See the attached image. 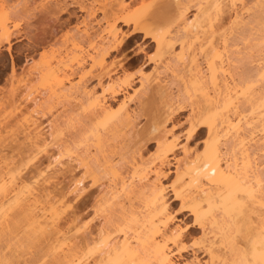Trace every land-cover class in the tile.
I'll use <instances>...</instances> for the list:
<instances>
[{
  "label": "bare ground",
  "instance_id": "6f19581e",
  "mask_svg": "<svg viewBox=\"0 0 264 264\" xmlns=\"http://www.w3.org/2000/svg\"><path fill=\"white\" fill-rule=\"evenodd\" d=\"M106 1L108 2L106 3ZM125 1L105 0V3L103 2L104 4L96 9L102 17L101 20H96L95 23L97 26L101 22L104 25L101 27L100 35L98 33V35H93L94 37H92L86 32L69 36L72 41L71 49L77 48V41L82 39L87 40L90 44L92 53L88 55L90 64L86 70L83 68L85 64H81L76 69L63 70L61 72L53 71L46 67L35 73L39 80L48 85L49 93L47 99L55 98V96L56 98H59L58 96L60 98L63 96L62 98L64 99L69 98L70 101H66L68 103L73 102L75 104L74 107H83L85 105L90 110V116L80 122L67 120V124H70L68 128H73L70 129L71 132L69 130L68 135L63 136V133H65V128L63 127L66 126L64 124L66 122L61 120V115L48 120V123H45L46 126H43L40 118L44 111L42 110V112L41 108L49 100L43 99V97H32L31 94L27 97L25 96L24 99L27 103L23 104V109L19 108V105V107L17 106L16 110L20 117L19 119L16 118L15 121L18 120L14 123L15 127L18 128L19 134H22L21 139L24 142L22 144L24 147H21L26 157L32 160L39 154L49 155V150H53V152L51 151L52 154L50 153L51 155L48 156L49 160H47L49 162L47 166L45 165L44 170H37L35 176H41L43 172L56 166H58L59 170L64 164H62V158H67V160L71 161L70 163H74V167L82 169L81 175L73 180L72 188L69 186L68 189V192L72 195L73 210L75 212L78 211L79 205L83 200L81 196L84 193L87 198L91 196V191L86 190L83 180L90 177L91 185H95L101 178L108 176L109 182L106 185L100 184L98 186L103 188L97 189L99 190L96 193L98 197L93 196V211L95 209L93 216L95 215L96 219H100L98 226H94L93 231L89 230L86 234L78 236L79 230L86 225L78 226V223L75 224L76 222L74 221L76 219H74L75 223L73 224L75 225L72 224L73 226L70 225L72 227H65L66 229H64L59 224V209L62 210L60 208V200L65 193L62 194L60 192L59 198H56L55 195L53 196L52 191L48 189L52 179L49 177L51 175L41 176V184L39 185L38 182L27 183L22 179L20 169L13 165L12 158L9 159V156L6 157V155L1 154L2 148L6 146V139L11 138L12 134L8 135L9 133H1L0 131V241L2 242L8 236H14L12 235L13 227L19 220L18 218L21 217L20 221L23 218L24 220L22 221H26V225H29L31 229L32 234L29 229L25 232V235H31L26 237H29V239L31 237L34 239L36 237L37 239L38 237L43 238L44 241L46 240L45 242L42 240V242L43 244L46 243L45 249H47L48 253L45 254H48L46 257H51V260L48 259L51 264H174V255H180L183 251L190 249L186 245L185 237L181 232L183 229L172 224L173 216L165 199V186L160 183V177L164 175L161 167L168 163V160L175 158L173 156L175 155V149L182 147V145H178L176 139H170L166 132H160L162 133L161 135L158 134L160 131L156 128L159 125L158 123L156 126L155 123L152 124L153 133L156 131L159 135H155L158 136V139L155 143L156 149L153 155L149 154V156L145 157L138 149V152H135L136 150L131 152L132 150L130 149L131 151H129L132 154L129 153L130 155L127 156L126 154L128 153L123 154L125 152L123 151L121 154L120 148L117 149V147L118 153L114 145V142H117L115 141L118 138L117 136H120L122 131L124 133L125 128L127 129L128 126L129 128L131 126L132 118L125 107V104L127 105L126 101L130 100V98L122 99L123 101H121L119 106L121 113L117 114V112V115L109 114L111 106L105 103L106 97L114 100L116 95L122 90L116 88L118 82L112 79V76L116 73L115 66H117V62L112 61L106 64L105 58L119 52L128 41L140 34L143 41L148 39L155 45L159 62L157 64L168 66V62L173 61L175 58L183 61L182 68L178 67L180 69H177V72L174 70L176 73L171 70L175 75L171 73L173 78L171 79V84L170 81L166 83L168 87L163 85L165 83H162V79L160 80L158 75L152 76V73L150 76L148 75L149 77L141 76L143 80H140L143 82L140 85L143 91L151 87V84L155 85L151 89L153 91L156 90L154 93L158 95L159 100L163 101L164 99L163 106L166 111L164 110L163 112L167 116L168 113H171L169 110L171 111L172 107L169 99L171 97V93H169L171 85L175 82H180L182 90H191L194 96H192L194 98H192V101H194L191 103L192 105L194 104V108H192L190 113L191 118L194 119L191 121L192 123L195 121V124H190L191 121L189 120V124L192 127L189 129L190 131L188 130L186 139L200 134L201 128L206 130V138L203 141L204 146L200 152H196L194 157L190 158V155L185 154L187 150H185L186 147L184 148V145L182 148L180 147L184 150L182 152L184 154L182 155L183 161H178L179 164L176 162L175 178L168 185L173 200L179 202L180 210L187 212V215L192 217L195 227L201 231L200 238L196 242L191 243V247H195L197 249L195 251L203 255L205 258L203 264H264V188H262L264 179L261 178L262 175L257 172L256 168H253L256 165L250 163L252 161H249L251 159L245 153L247 149H243L251 140L256 139V134V137L260 136L256 142H260L259 145L264 146V118H261L264 117V114H262L264 112V94H260L261 90L257 91L259 87H256L258 85L256 82L264 80V52L263 54L262 52L259 53L262 57L257 56V59L260 58L258 60L259 63L257 67L255 66L256 69L252 70L256 71L255 75L261 80L258 79L257 81L253 75L247 76L248 74L246 75L243 70L241 71L242 74L236 73L237 78H235V68L231 64L234 60H231L234 53L231 54L232 57H228L227 54L232 52L229 44L232 43V40L233 43L236 42V39H233L235 37L233 34L234 37L232 39L229 38L230 43L227 44L226 40L228 39H225L223 34L226 32L223 28H226L227 25V21L224 19L225 16L226 19L230 18L231 24L241 25V28L239 27L241 34H237L243 35L245 31V34H248L250 29L252 32L253 28L249 24L252 23L251 25L253 26L254 23L251 22V19H249L251 20L249 23L244 22L245 18L243 19L242 17V14L245 13L244 11L251 10L247 8H252V6L244 10L246 7L244 6L243 8L242 6L246 3L244 0H240L243 4H240L239 0H198L197 12L194 18L189 20L185 16L187 8L184 5V0L162 2L165 3L164 6L169 2L168 5L170 4L173 7L169 9L168 6V10L173 9L170 12L172 13L171 17H165L167 9L165 10L164 8V13L161 12L163 6L159 12L162 3H159L160 6L156 7L158 10L156 14H144L141 17L126 15L127 5H123ZM133 1L130 0L129 4ZM236 2L242 7L239 8ZM94 3L92 1L91 4L86 5L82 3V0H54L45 8L47 10L44 12L47 15L45 18L54 22L55 26L51 25L48 31H42L40 41H45L46 35L48 37L53 36L56 29L61 26L56 12H68L67 5H76L79 11L85 13V20L89 21L96 11ZM255 3L261 4L264 9V0H254L250 5ZM257 4L255 5L257 6ZM247 5L249 4L247 3ZM259 5L258 9L262 11L263 9ZM256 6L253 7L256 9ZM32 8H29V10L33 11L34 9ZM254 8L252 10H255ZM252 10L250 11L251 13ZM259 10L256 12L262 13ZM256 12L255 14L259 19V15ZM251 15L253 16L254 14L252 13ZM23 17H30L28 10L14 11L11 12L10 17L0 19V47L6 46V51L11 50L12 38L22 36L14 31L11 24ZM169 17L171 19L169 28L162 30L160 27ZM254 18L257 20L255 16ZM261 19L262 17L259 20ZM255 20L254 22H256ZM118 23L128 28V30L126 29L127 32H123L117 26ZM223 24H226L225 27ZM262 24L264 25V22ZM237 27L235 26V28ZM246 27H250V29H245ZM199 33H203V37L200 40L198 39L197 50L205 62L204 72H201L197 66L192 65L195 59L192 50V53L187 54H185L186 51L184 53V50L180 51L179 56L173 52V47L176 43L181 46L180 50L185 49L184 44L187 42V38L192 35L197 36ZM250 34L253 35L252 33ZM231 35L229 36L231 37ZM258 35L260 36V34ZM227 36L225 37L227 38ZM97 37L103 38L96 42ZM263 37L261 38L264 39ZM261 38L259 40L256 38L258 42L260 41L259 43L262 41ZM251 39H254V37ZM233 45H231L232 48ZM243 51H245L244 48L241 52ZM238 53L239 49L236 54L238 55ZM234 56L236 57V55ZM249 57L251 59V56ZM239 64L241 65V63ZM235 66L237 67V62ZM161 67L160 65H155L153 71L158 73ZM73 75L77 76L76 81L72 79ZM90 79L96 81L99 92L94 90L95 88L87 90L86 83ZM128 86L129 84L125 85V87ZM255 87L256 90H254ZM239 96L243 97V99L241 97L242 101L241 99L239 101ZM175 109L178 112L182 111V105H178ZM257 110H261L262 113L258 112L259 118L257 117L256 119L255 117L256 120L252 119L254 117L251 114ZM246 113H250V116ZM260 114L263 116H260ZM162 115L164 116V113ZM247 116L251 119L247 118ZM93 121H97L95 124L101 126L99 130L92 127ZM72 122H76L75 126ZM4 128L2 131H4ZM88 135H91V139L88 138ZM225 137L229 138L227 143L226 141L224 142L231 147V152L233 151L232 148L235 149L236 147L242 150L240 155H238L240 156L238 165L232 157L231 160L233 159V162H231L230 158H226V151L224 153L226 160L223 158L224 154L220 147L224 142L222 141L223 143L220 145V140L223 138L227 140ZM87 140L91 141V144L87 145L85 143ZM256 142L254 141V143ZM129 151L127 150L126 152ZM116 155H118L119 159L114 162L113 157ZM232 155L234 154L231 153ZM127 159L128 161L124 162ZM176 160L178 159L176 158ZM66 165L68 164L63 167L66 168ZM125 166L130 169V171L127 169V173L130 172L127 176L121 170L123 167L124 170ZM63 167L60 172L63 171ZM66 169L63 172L67 171ZM55 170H57V167L56 169L54 168ZM58 172L56 171V173ZM54 173H52V177ZM76 217L78 218V216ZM234 234L237 235L234 236ZM238 235L240 241L236 242L238 241L236 237ZM234 238H236V241Z\"/></svg>",
  "mask_w": 264,
  "mask_h": 264
},
{
  "label": "rangeland",
  "instance_id": "374dc122",
  "mask_svg": "<svg viewBox=\"0 0 264 264\" xmlns=\"http://www.w3.org/2000/svg\"><path fill=\"white\" fill-rule=\"evenodd\" d=\"M53 1L54 0H0V19L1 18H4V19L8 18V17H10L11 12L21 11V10H28V15H30V17H28V18L23 17L22 19L19 18L15 22H12L11 25H12L14 31L16 33H19V35H22V36L11 39V42H12L11 43V50L6 51V46L0 47V131H1V133L2 132L6 133V134L9 133L8 135L12 134L11 138H9L8 140L6 139V141H5L6 146L2 148L1 154L6 155V157L9 156L8 157L9 159L12 158L13 165H16L20 169V174H21L20 176L27 183H30V182L34 183V181H35V182H38V185H39V184H41V176L46 177V176L51 175L49 177H51L52 179L50 180V184H49L48 189L52 191L53 196L55 195L56 198H59V194L65 193L64 197L61 198V200H60V206H61L60 208H62V210L59 209L60 210L59 224L64 229H66L65 227L70 228L77 223H78V226L79 225L83 226V224L86 225V226H84V228L79 230V232H78L79 234H77V235L80 236L82 234L84 235V233L86 234L89 230L93 231L94 228L96 226H98V224H99L100 219H96L94 217L95 215L93 216V213L95 211V209L93 211V208H94L93 207V199L95 196L98 197V195L96 193H98L100 188L103 189L102 187H98V186L100 184L106 185V183L109 182L108 176H106L105 178H101V180H99V182H97L95 185H91V178L90 177L85 178V180H83L84 187L86 188L87 191H89V192L91 191V196H90V198H87L86 196H84L85 195V193H84V195L81 196V198L83 200L81 201V203L79 205V209L77 212H75L73 210L74 204L72 201V195L68 192L69 191L68 189H69V186L72 188L73 180L75 178H78L81 175L82 169L74 167V163L73 162L70 163L71 161L67 160V158H65V159L62 158L61 161H62V164L64 163L63 166H65V164L70 165L69 167H68V165H66L68 167V169H66L67 167L65 168L62 166L63 171L65 169L67 171H65V172L61 171L62 172L61 173L60 169L62 167L59 168V170H58V166H56L57 170H55V171H54V168L56 169V167H53V169L51 168V170L49 169V170H46L45 172H43V174L41 176H38V177L35 176L37 174L36 173L37 170L38 171L44 170V168L47 166V163L49 162L48 156L52 154L53 150H49V153H48L49 155L39 154L32 160L30 158L26 157L25 156L26 154H24V152H23L24 150L22 149V147H24V145H22L24 142L21 139L22 134H19L18 128L15 127V125H14V123L20 117V114L17 112L16 108H18L20 106L19 108L23 109L25 103H27V102H25V99H24L25 96L27 97L28 95H31V94H32L31 95L32 97H36V96L40 97V98L43 97V99L45 98L46 100H49V101L45 102L46 105L44 103V105L41 108V111L42 110L44 111V112L42 111L43 115L40 118V122L43 123V126H46V124L48 123V120H50L52 118L54 119L55 117L57 118L61 115V120L66 122V123H64V124H66V126L63 127V128H65L64 129L65 133H63V136L68 135L69 130L71 128H73V127L68 128V126H70V124H67V120L80 122L81 120L86 119L87 116H90V110H88V108L85 105L83 107L82 106L81 107H74L75 104L73 102H69L70 104L68 103V101H70L69 98L64 99V98H62L63 96L60 98V96L57 95L59 98H56V96H55V98L50 97L51 99H49V98L47 99V96L49 93L48 92L49 91L48 85H46L41 80H39V78L35 76V73L45 69L46 67L52 69L53 71L57 70L59 72H61L63 70L65 71V70H69V69H76L78 67V65H81V64H85V66L83 65L84 66L83 68L85 70L88 68V66L90 64V62L88 61V55H90L92 53V48H91L90 44L88 43L87 40L82 39V40H80L81 42L77 41V43H78L77 48L71 49L72 48V41L69 38V36L71 34H76V33L77 34H83L86 32H88V34L91 35L92 37L98 35V33L100 35V30L102 29L101 27L104 25L102 22L100 25H98V26L96 25L95 21L101 20V17H102L100 12L96 9L100 5L102 6L105 3V0L104 1L103 0H82V3H84L86 5L91 4L92 1L95 2L94 3V9L96 11L94 12L93 17L90 18L89 21L85 20V13L83 11H79V9L76 5H71V6L67 5L68 6L67 11L68 12H56V16L59 17L58 19H59L61 26L56 29L53 36L48 37L46 35L45 39H44L45 41L42 42V41H40L42 31H44V30L48 31L49 26H51V25L55 26L54 22L48 21L49 19L47 20V18H45V17H47V15L44 12L45 10H47L45 8L48 7L50 5V3H52ZM75 1H77V0H75ZM129 1L130 0H126L125 1L126 3L125 2L123 3V5L124 4L127 5L126 10H125L127 12L125 14L130 15L132 17H141L144 14L145 15H149L150 13L156 14L158 11L156 9V7L160 6L159 3L165 2L167 0H134L133 2H130V4H129ZM239 1H237V2H239ZM253 1L254 0H244V2H246L245 5H242L243 8H244V6H246L244 8V10H247V9L252 10V8H254L256 6L255 4H257V3H255L254 5H250L253 3ZM107 2L108 1H106V3ZM168 3L169 2H167V4H166L167 7L164 6L165 3H162V5L159 8V12H160L162 6H163V8H162L163 10H161V12L164 11V8H165V10L167 9L165 11V17L170 16L172 14L170 12L173 10V9L168 10V6H169V9H170V7H172V6H170V4L168 5ZM197 3H198V0H184V5L187 8V11L185 13V16L187 19L191 20L192 18H194L195 14L197 12L196 11L197 10L196 9ZM241 3L243 4V2L240 1V4ZM247 3L249 5H247ZM237 4H238L239 8L242 7V6L241 7L239 6L240 5L239 3H237ZM235 5L236 4H234V6ZM258 5L259 4H257L256 9L254 8L255 10H252V13L254 14L253 16L251 15L252 14L250 12L251 10H248L247 12L244 11L245 13L242 14L243 19L245 18L244 22L249 23V21L252 20L251 22L254 23L253 26L251 25L252 24L251 22H250L251 24H249V26L253 28L252 32L250 31L251 30L250 27H248L250 29V30H248L249 31L248 34H245L246 33V31H245L243 33V35H240L241 31L239 30V27L241 28V25H235L234 24L236 27L238 26L237 28H235L233 23L232 24L230 23V21H229L230 18L227 17L229 19H226V16L224 18L227 21L226 22L227 25L225 24L226 28H223V26L225 27L224 24L222 26L223 30L227 32V34H225L226 32L223 33L224 38L228 39V40H226L227 44L230 43L229 38L232 39V37H234V36L237 37V38L234 37L233 39L234 40L236 39L235 41L238 43H236V42L233 43V40L231 41L232 43H230L231 45L234 44L233 45L234 49L229 44V46H230L229 48L232 49V50L230 49V51H232V52L229 53L228 52L229 48H227L228 49L227 52L229 54L226 53L228 57L234 53L233 58L231 59L232 56L230 57L231 60L234 59L231 62L233 68H235L234 75L236 73L242 74L241 71L243 70L246 73V75L248 74L247 76L253 75V77H256L257 81L259 78L255 75L256 71L254 72L252 70L256 69L257 64L259 63L258 60L260 58L257 59V56L259 55L260 57H262L261 54H259V53L262 52V54H263V52H264V44H263L264 39L261 38L264 36V29L262 30V28H264V25L262 24L264 22L263 21L264 20V17H263V14H264L263 10L264 9L262 8L263 6H261V4H260L259 5V6H261L260 8L263 9L262 11H260L261 9L260 10L258 9ZM32 6H33V8H32ZM250 6H252V8ZM238 7H236V8H238ZM247 7H250V8H247ZM29 8H32L34 10L32 11L30 9L31 10L30 11ZM153 9H155L156 11L155 10L153 11ZM258 10L262 13H257L256 11H258ZM254 11L259 15V19H260V17H262L261 20H259L257 18L258 16L255 14ZM71 13H72V15H71ZM242 13H243V11H242ZM125 14H124V16H125ZM68 16H70V17H68ZM251 16L253 17V19ZM254 16L257 18V20H255ZM170 17L167 18V20L160 27L162 30H166L169 28L170 20H171ZM60 19H61V21H60ZM249 19H251V20H249ZM83 20L85 23L83 22ZM225 20H224V22H225ZM254 20L256 22H254ZM52 23H54V24H52ZM248 23H246V24H248ZM257 23H258V25H257ZM27 24L30 26H28ZM118 24H117V26L120 27L121 30H123V32H125V31L127 32L128 28H125L120 23H118ZM256 25L258 26V28H256L257 27ZM246 26H248V25H246ZM254 26H256V27H254ZM75 28H77V29H75ZM248 28L246 27L245 29H248ZM70 30H72V31H70ZM237 33H240V34H237ZM250 33H252L253 35H251ZM199 34H198L199 36L198 35L197 36L192 35V36H189L187 38V42H185V44H184L185 49L180 50L181 46L179 44L177 45V43H176V45H174V47H173V50H174L173 52L177 53L179 56L180 51L184 50V53L186 51L185 54L192 53V51H193L192 54H194L193 56L195 59H194V63L192 65L197 66V68L200 69L201 72H204L205 71V64H204L205 62L202 59L203 57H201L202 55L199 54V51L197 50L198 41L200 39H202L203 33H199ZM228 34L229 35L232 34L231 37ZM233 34H234V36H233ZM258 34H260V36ZM225 36H227V38ZM239 36H243V37H239ZM196 37H198V38H196ZM253 37L255 40L251 39ZM259 37L262 39L261 43H259L260 41L258 42V40L260 39ZM100 38L102 39L103 37H97V39L95 38L96 39L95 41L98 42ZM256 38H258V40ZM142 39H143L142 35L138 34V36L133 37L130 41H128L127 44L119 52L112 54L111 57L105 58L106 64H109L112 61L117 62V66H115L116 73L112 76V79L114 81L118 82V84L116 85V88L122 90V91H120L119 94L116 95L114 100H112L110 97H106L105 103L107 105L109 104L111 106L110 110H109V114L110 115H117V114L121 113V110L119 107L121 101H123L124 99L126 100V97L130 98V100L128 99V101H126L127 105L125 104V107L130 112V116L132 118L130 125L132 127L130 126V128H129V126H128L127 129L125 128L124 133L122 131L121 132L122 134H120V136L119 135L117 136L118 138L115 139V141H117V142H114L115 149L117 147H118L117 149L120 148L121 149V150L119 149L120 153L122 154V152L125 151V152H123V154L128 153V154H126L127 156L132 154V153H130L131 150H132L131 152H133V150L134 151L136 150L135 152H138V150H139V152L143 156L147 157V156H149V154L153 155V153L156 149L155 143H156V140L158 139L157 138L159 136L158 134L161 135L163 132H166L170 139H172V138L176 139V143L178 145H182V147L184 145V148L186 147L185 150H187L185 154L190 155L191 156L190 158H192L196 155L197 151L200 152V150H202V148L204 146L203 141L206 138V130L204 128H201L202 131L200 134H197L190 139H186L187 133L190 131L189 129H191V127H192V125L190 126V124H193V123L195 124V121L192 123V121L194 119L191 118V113H190L192 108H194V106H193L194 104L193 105L191 104L194 101V100L192 101V98L194 97L192 95L193 92H191V90H182V88H181L182 86L180 85L181 84L180 82H177V83L175 82L174 84H172L171 85L172 91L170 90V92H169V93H171L170 94L171 97L169 99L172 103L171 104L172 105L171 111L169 110V112H171V113L170 114L168 113V115L166 116L165 112H163L164 110L166 111V108L163 106L164 105L163 102H165L164 99H163V101L159 100V97H157L158 95H155V93H154L156 91L155 88H154L155 91H153V89H151V87H153L154 84L153 85L151 84V87H149L150 89L148 88L144 91L140 85L141 82H143V81H141V80H143V79H141V78H143L141 76H144V77L148 76V75L150 76L152 73H153L152 76L158 75L160 80L162 79V83H165L163 85H166V83H169V81L171 84V79L173 78L172 75L177 72V69L182 68V66H183L182 62L183 61L175 58L173 61L168 62L169 63L168 66L164 65L165 66L164 67L163 64H157L159 62L157 60V53L155 50V45L153 43H151L148 39H145V41H143ZM255 42H257L259 44L257 45V43H255ZM252 46H254V47H252ZM261 47H263V48H261ZM235 48H237V49H235ZM243 48L245 49V51H243L245 54L243 52H241V50H243ZM254 48H256V49H254ZM238 49H239V53L240 52L242 53V54L238 53V55H241L243 57L238 56L236 54ZM248 49H250V50H248ZM246 50H248V51H246ZM234 55H236V57ZM255 55H256V57H255ZM249 56H251V59ZM234 57L238 58V59H236L238 61H236ZM240 59H242V60L240 61ZM234 61L237 62L238 68L235 66L236 62L234 63ZM239 63H241V65ZM155 65H157V66L160 65V67L162 66L158 70L159 71L158 73H155L153 71ZM178 67H180V68H178ZM172 68H174V69H172ZM171 70H173V71L175 70L176 72L174 71V73H173V72H171ZM236 70H238V71H236ZM171 73H173V74L171 75ZM235 78H237L236 75H235ZM72 79L74 81H76L77 76L73 75ZM259 80H261V79H259ZM262 81H264V80L256 82L258 84L256 87H259L257 89V91L259 89L261 90L260 94H264L263 93L264 92V84H263L264 82L262 83ZM126 84H129V86L125 87ZM86 85H87V90L88 89L92 90V88L93 89L95 88L94 90H96L98 92L100 91L98 89V86H96V81L94 79H90L89 82L87 81ZM261 86H263V87L261 88ZM154 87H155V85H154ZM256 87L254 88V90H256ZM178 89L180 90V92ZM246 94H247V92H246ZM246 94H243V95H246ZM154 95H155V97H154ZM242 96H239L240 97L239 101H240ZM243 97H245V96H243ZM243 97H242V99H243ZM169 99H167V100H169ZM242 99H241V101H242ZM66 100H68V101H66ZM178 105L179 106L182 105V111L178 112V110L175 109L178 107ZM254 112H253L254 114L253 113L251 114V116L254 117L252 119H255V117L257 119L258 114L262 113L261 110H257ZM162 113H164V116L162 115ZM189 114H190V116H189ZM246 114L249 115L250 113L249 114L246 113ZM255 114H256V116H255ZM262 114H264V112ZM262 114H260V116H263ZM132 115L134 118L132 117ZM249 116H247V118H250ZM16 118H18V119L15 121ZM261 118H264V117H261ZM189 120L190 121L192 120V121L190 122ZM93 122H94V124L92 125V127L99 130L101 128V126L95 124V122H97V121H93ZM189 122H190V124H189ZM75 123H73L74 126H75ZM154 123H155V126L157 123L159 124V125H157L158 127L156 126V128H158L157 130L158 131L160 130L159 133L157 132L158 134L156 133V131H154V133H153V130H152L153 125L152 124H154ZM3 128H4V131H2ZM13 131L16 133H14ZM70 132H71V130H70ZM160 132H162V133H160ZM3 134H2V136H4ZM156 134L158 136H155ZM256 136H257V134H256ZM256 136H255L256 139L251 140V142L253 141L252 144H251V142L250 143L248 142L249 144H246L243 149L244 150L247 149L245 151V153L249 156L248 158L251 159V160H249V161H252L250 163H254V165H256V167L255 166L253 167V164H252V167L256 168L257 172H259L262 175L261 178L264 179L263 178L264 177V146L259 145V143H260L259 141H258L259 143L256 142L257 140H259L258 137H260V136H258V137H256ZM8 137H10V136H8ZM88 138L91 139V135H88ZM225 138L227 140H224V138L220 140V142H221L220 145H222V143L224 141H226V143H227V141H229L228 137H225ZM11 139H15V140H11ZM88 140L85 141V143L87 145L91 144L90 143L91 141H88ZM131 140H133V141H131ZM137 141H139V142L137 143ZM254 141L257 144L254 143ZM261 144H263V143H261ZM116 145H118V146H116ZM249 145H252V146H249ZM222 146H224L225 148ZM222 146L220 147L222 150V153L224 154L226 151V155H227V157H226V155L224 154L225 156L223 155V158L226 157V158H230V160H231V157H232L237 162V163L236 162L235 163L238 165L239 164L238 158L240 157L238 155H240L242 150L237 149V147H236L235 149L232 148L233 151L231 152V147L227 146V144H225V142ZM180 147L175 149V151H174L175 155H173L175 157L174 159L176 160V158H177L178 160H176V161L174 159L168 160L167 161L168 163L164 164L161 167V169L164 171V175L160 177V183L163 186H165V190H164V193L166 194L165 199L167 201V205L169 206V211L171 212V214L173 216L172 224L174 226H179L181 229H183V230H181V232L185 237V243L188 247H190V249L188 248L186 251H183L180 255H174L173 261H174V264H183V263L203 264V261L205 260L203 255L200 252L195 251V249H196L195 247H193V248L191 247V243H193L194 241L196 242L200 238V236H201L200 232L201 231L198 228H196L195 225L193 224L192 217L187 215V212H185V211L183 212L180 210L179 202L176 200H173V196L171 195V192H170L169 186H168L175 178L176 162L179 164L180 161L181 162L183 161L182 155H184V154H182V152L184 150H182L181 149L182 147L181 148ZM261 147H263V148H261ZM258 148L260 151L258 150ZM224 149H226V150H224ZM127 150L128 151L130 150V151L126 152ZM235 150H237L238 152L237 151L236 152L239 154H237L235 152ZM117 152H118V150H117ZM230 152L234 155L231 156ZM234 156H236V157H234ZM118 159H119L118 155L113 157L114 162H117ZM232 160H231V162H233ZM68 161H69V163H68ZM125 161H128V159L124 160V162ZM43 165H44V167H43ZM233 165H234V163H233ZM126 166H128V165H126ZM126 166H125L124 170H123L124 167L121 169L122 172L124 171L123 172L124 175L126 174L125 176L130 174V172L127 173L128 171H130V169H129V167L127 168ZM127 169H128V171H127ZM56 171L57 172L59 171V172L56 173ZM53 172H55L56 174L54 173V175L52 177ZM72 177H74V178L71 180ZM262 183H264V182L262 181ZM51 186L53 187V189ZM263 186H264V184H263ZM263 186H262V188H264ZM97 189H99V190H97ZM86 190H85V192L87 193ZM73 213H74V215H73ZM75 215L78 216V218ZM20 218H18L19 219L18 221L16 220L17 221L16 225H14V227H13L14 231L12 230L14 233V234L12 233V235H14L15 237L11 236L12 237L11 238L8 236L9 238L6 237L4 240H2V242L0 241V264H51V262H50L51 257H46L48 254L47 255L45 254V253H48L46 251L47 249H45L46 243L43 244V242H45L46 240L44 241L43 238H38V237H37V239H36V237L34 239L31 236L30 237L33 239H31V238L29 239V237H26V236H29L32 234L31 229H30L29 225H26V221L25 222L22 221V220H24L23 218L20 221ZM74 219H76V220H74ZM70 221H72L71 224H70ZM68 222H69V224H67ZM73 223H75V224H73ZM70 225H72V226H70ZM29 229H30L31 234L26 233L27 235H25V232H27V230H29ZM23 231H24V233H23ZM235 235H237V234H234V236ZM23 237H26V238H23ZM236 237H237L238 241H236V238H234V240L236 242H239L240 241V239H238L239 235ZM26 239H28V240H26ZM42 240H43V242H42ZM48 259H50V260L48 261Z\"/></svg>",
  "mask_w": 264,
  "mask_h": 264
}]
</instances>
